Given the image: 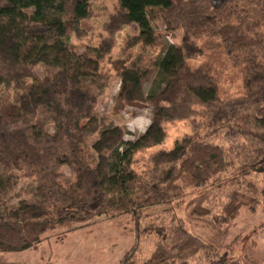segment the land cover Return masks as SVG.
I'll use <instances>...</instances> for the list:
<instances>
[{
  "label": "trees",
  "instance_id": "16d2710c",
  "mask_svg": "<svg viewBox=\"0 0 264 264\" xmlns=\"http://www.w3.org/2000/svg\"><path fill=\"white\" fill-rule=\"evenodd\" d=\"M90 2L0 0V88L25 85L23 90L31 93L36 81L24 74L37 66L52 70L51 88L55 78L68 85L56 94L55 103L35 104L34 112L22 98L0 102V264H14L1 254L36 248L49 231L84 227L102 217H129L133 223L134 244L122 264H257L236 258L235 242L218 246L205 241L186 220L206 223L226 236L242 209L254 212L264 200V185L253 180L264 177V0H119L122 16L113 33L135 25L152 44L149 12L154 9L164 12L170 31L183 33L181 46L170 47L156 64L146 99L153 107L151 125L123 151L112 148L122 143L120 129L110 126L98 136L93 102L81 111L71 97L77 89L94 98L102 87L85 70L98 67L104 53L88 58L77 55L70 44L71 34L84 33ZM196 38L218 39L233 64L242 68L246 94L227 109L250 110L240 117L245 144L226 149L207 136H186L172 150L156 153L148 170L138 173L135 156L164 142V123L189 119L196 106L214 117L228 113L213 71L187 65L203 52ZM146 77L142 70L125 69L119 96L133 101ZM94 136L99 140L90 145ZM105 149L113 150L108 173L90 156V151L100 155ZM63 166L72 170L75 182L63 184ZM23 181L30 183L26 199L20 195ZM181 203H187L186 220L176 214ZM144 246L148 253L142 258Z\"/></svg>",
  "mask_w": 264,
  "mask_h": 264
},
{
  "label": "rangeland",
  "instance_id": "374dc122",
  "mask_svg": "<svg viewBox=\"0 0 264 264\" xmlns=\"http://www.w3.org/2000/svg\"><path fill=\"white\" fill-rule=\"evenodd\" d=\"M121 16L119 0H91L89 17L82 24L84 33L71 34L70 44L77 55H86L88 58H95L97 53H104V57L99 58L98 67L94 65L85 70L88 78L102 86L99 92L91 98L92 95L86 97L84 90L75 89L71 97L81 111L89 106L88 103L93 102V113L99 117L100 121L96 127L98 136L110 126L120 129L122 143L120 145L114 143L112 148L121 146L123 151L128 144L142 137L151 125L154 116L153 107L147 103L146 99L154 86L156 64L170 47L181 46L183 33L170 31L164 19V12L161 9H154L149 12L154 37L153 43L150 44L140 36L139 29L135 25L124 26L120 31L113 33L111 29L116 27ZM261 31L264 33V29ZM194 41L203 49V52L188 60L187 65L193 69L205 65L213 71L218 81L222 109L228 113H223L222 118L214 117L213 112L206 107L196 106L194 114L189 119L164 123L166 134L164 142L142 150L135 156L133 168L138 173L148 170L151 159L156 153L172 150L176 142L186 136L198 138L207 136L212 138L216 145L226 149L245 144L244 137L239 134L241 129L239 125L245 126L240 117L250 110L243 109L242 106L237 107L233 112L227 109L230 102H236L246 94L242 68L233 64L220 46L218 39L196 38ZM125 69H139L147 73L145 81L140 85L131 102L119 96L121 74ZM27 75H32L36 81L35 90L31 93L24 91L25 85L20 86L18 90H15L13 86L6 89L0 88V102H10L12 99L16 101L22 98L28 111L34 112L35 104L54 102L56 94L64 92V87L68 86L63 79L55 78L56 86L51 88L52 84L48 78L53 76V72L42 66L26 72L24 77ZM56 88L58 90L54 91L53 89ZM208 116L211 117L210 120L207 119ZM248 128L250 127L246 129ZM98 140L97 136H94L88 143L92 145ZM112 151L105 149L100 155L90 151V156H96L94 159L99 160L108 173L113 158ZM60 172L63 174L61 179L63 184L66 185L65 181L75 182L73 172L68 166L61 167ZM3 176L0 169V180ZM262 179H264L263 176L253 178L259 186L264 185ZM248 180L250 181V178ZM29 186L28 181L21 182L19 187L21 199H26L24 195L28 193ZM157 209V212L162 210V208ZM154 210L156 209L151 211ZM188 213L187 203H181L176 214L186 220ZM186 223L194 234L209 243L228 246L235 242L236 258L251 259L257 264H264V200H261L254 212L249 211L248 208L242 209L226 236L219 235L206 223L187 222V220ZM81 225L58 227L45 234L43 242L36 248L1 255L14 264H122L124 255L134 244V227L129 217L119 219L102 217L90 225L84 227ZM143 244L151 249L148 242ZM145 246L144 253H139L142 258L148 253L145 251Z\"/></svg>",
  "mask_w": 264,
  "mask_h": 264
}]
</instances>
